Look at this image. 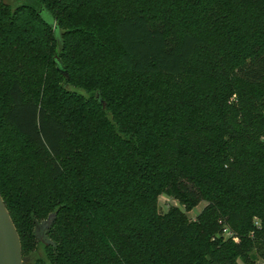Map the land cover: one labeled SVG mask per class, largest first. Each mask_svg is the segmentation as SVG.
<instances>
[{
	"label": "trees",
	"instance_id": "obj_1",
	"mask_svg": "<svg viewBox=\"0 0 264 264\" xmlns=\"http://www.w3.org/2000/svg\"><path fill=\"white\" fill-rule=\"evenodd\" d=\"M0 195L23 264H254L264 0H0Z\"/></svg>",
	"mask_w": 264,
	"mask_h": 264
},
{
	"label": "water",
	"instance_id": "obj_2",
	"mask_svg": "<svg viewBox=\"0 0 264 264\" xmlns=\"http://www.w3.org/2000/svg\"><path fill=\"white\" fill-rule=\"evenodd\" d=\"M0 264H23L17 230L0 195Z\"/></svg>",
	"mask_w": 264,
	"mask_h": 264
},
{
	"label": "rangeland",
	"instance_id": "obj_3",
	"mask_svg": "<svg viewBox=\"0 0 264 264\" xmlns=\"http://www.w3.org/2000/svg\"><path fill=\"white\" fill-rule=\"evenodd\" d=\"M3 1L8 3V4H13L16 0H3ZM42 17L48 22L52 21L47 12H43ZM55 53H56V51H55ZM70 89H72V88H70ZM205 205H206L205 202H200L199 204H197L195 207H193L189 211H186L185 212L186 216L190 220H194L197 217V215L202 211V209L205 207ZM170 206H176L180 210L184 211V208L181 205H179V203L176 200H174V199H172L166 195H163V194L160 195L158 198L159 211L165 212L169 209ZM261 251H264V248H259V249H255L252 251L251 256L255 260L254 264H263V261L259 256ZM240 264H242V263H240Z\"/></svg>",
	"mask_w": 264,
	"mask_h": 264
},
{
	"label": "built area",
	"instance_id": "obj_4",
	"mask_svg": "<svg viewBox=\"0 0 264 264\" xmlns=\"http://www.w3.org/2000/svg\"><path fill=\"white\" fill-rule=\"evenodd\" d=\"M223 232H224L225 234H227V235L230 236V233H229V232H227V231H225V230H224Z\"/></svg>",
	"mask_w": 264,
	"mask_h": 264
}]
</instances>
